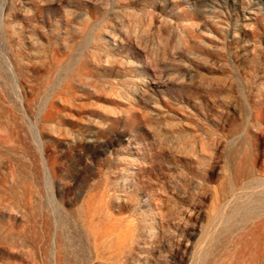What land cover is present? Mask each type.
I'll use <instances>...</instances> for the list:
<instances>
[{"label": "rangeland", "instance_id": "1", "mask_svg": "<svg viewBox=\"0 0 264 264\" xmlns=\"http://www.w3.org/2000/svg\"><path fill=\"white\" fill-rule=\"evenodd\" d=\"M0 264H264V0H0Z\"/></svg>", "mask_w": 264, "mask_h": 264}]
</instances>
